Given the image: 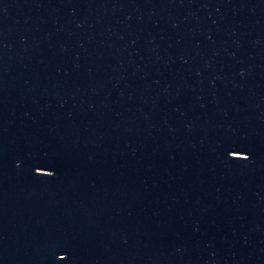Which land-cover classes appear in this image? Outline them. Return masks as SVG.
Masks as SVG:
<instances>
[{
    "label": "water",
    "instance_id": "obj_1",
    "mask_svg": "<svg viewBox=\"0 0 264 264\" xmlns=\"http://www.w3.org/2000/svg\"><path fill=\"white\" fill-rule=\"evenodd\" d=\"M0 264H264V0H0Z\"/></svg>",
    "mask_w": 264,
    "mask_h": 264
}]
</instances>
